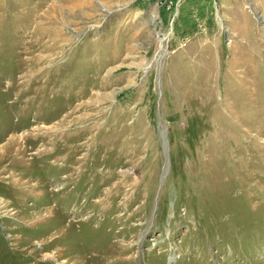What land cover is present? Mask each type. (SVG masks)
Listing matches in <instances>:
<instances>
[{
    "label": "rangeland",
    "instance_id": "obj_1",
    "mask_svg": "<svg viewBox=\"0 0 264 264\" xmlns=\"http://www.w3.org/2000/svg\"><path fill=\"white\" fill-rule=\"evenodd\" d=\"M0 264H264V0H0Z\"/></svg>",
    "mask_w": 264,
    "mask_h": 264
},
{
    "label": "bare ground",
    "instance_id": "obj_2",
    "mask_svg": "<svg viewBox=\"0 0 264 264\" xmlns=\"http://www.w3.org/2000/svg\"><path fill=\"white\" fill-rule=\"evenodd\" d=\"M88 130H89V129H84L83 132H81L80 134H81V135H84V134H86V133L88 132ZM82 137H83V136H82ZM162 139H163V140L166 139V137L164 136V133L162 134ZM69 146H70V145H69ZM73 148H74V149H73V150H74L73 152H74V154H75V153H78V152L80 151V148H81V147H80L79 145H77V146H73ZM70 151H71V150H70ZM65 157H66V158L68 157V158H67V160H68V162H67V163H68L67 167H68V168H69V166H70L71 164H72V165H75V162H74V161H76V160H75L76 157H72L71 154H70V156H67V154H66ZM59 160H61V159L58 157L56 161L58 162ZM77 160H78V159H77ZM69 164H70V165H69ZM85 165H87V164H85ZM83 167H84V166H83ZM167 169H168V167L165 169L164 175L166 174V172H168ZM166 176H167V174H166ZM166 176H165V177H166ZM162 180H163V179H162ZM163 181H164V180H163Z\"/></svg>",
    "mask_w": 264,
    "mask_h": 264
},
{
    "label": "water",
    "instance_id": "obj_3",
    "mask_svg": "<svg viewBox=\"0 0 264 264\" xmlns=\"http://www.w3.org/2000/svg\"><path fill=\"white\" fill-rule=\"evenodd\" d=\"M168 172H166V174H167ZM166 174L163 176V177H165L166 176ZM142 245V243L140 244V246Z\"/></svg>",
    "mask_w": 264,
    "mask_h": 264
}]
</instances>
